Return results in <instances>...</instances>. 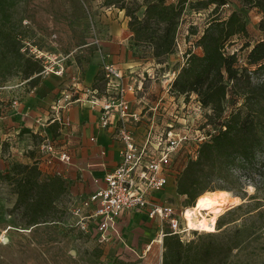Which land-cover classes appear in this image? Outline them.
<instances>
[{
	"label": "trees",
	"instance_id": "1",
	"mask_svg": "<svg viewBox=\"0 0 264 264\" xmlns=\"http://www.w3.org/2000/svg\"><path fill=\"white\" fill-rule=\"evenodd\" d=\"M241 1L262 14L258 29L264 36V0ZM227 2L197 0L189 4L197 12L209 10L207 22L195 42L201 54L187 51L185 61L171 83V91L176 95L195 94L201 106L212 113L207 116V123L216 128L210 140L199 146L196 159L187 161L176 178L175 192L185 197L184 208L192 207L195 199L206 191L230 192L233 188L241 191L244 188L241 186L242 176L255 191L263 185L262 171L254 172L252 167L258 165L257 154L264 152V37L253 44H242L240 49L248 47L246 66H238L236 53L226 52L225 46L235 37L244 38L248 34L246 23L237 11H231L226 18L220 16V9ZM104 3L124 12L132 40L148 44L147 55L151 61L173 52L179 20L187 0L175 3L165 0H106ZM2 10L0 8V13ZM188 35H197L193 26ZM0 39L2 46L12 47L2 56L7 77L2 75L1 83L20 75L28 80L31 88L36 86L42 71L40 62L20 53V40L12 29L0 26ZM228 98L233 100V107L225 115ZM237 99L242 100L239 107H235ZM211 119L216 122L209 123ZM234 168H238V172ZM256 175L261 178H256ZM0 180L9 184L15 195L11 212L19 217V226L29 228L60 222L62 216L57 201L67 189L60 176L42 178L36 162H13L0 172ZM233 195L239 197L238 193ZM240 208L241 204L233 207L234 210ZM231 212L225 211L217 218L216 230L220 231L216 233L197 234L195 239L181 241L178 236L165 231L161 264H225L233 250L240 248L249 238L247 228L222 229L223 218ZM257 216L263 217L264 211L258 212Z\"/></svg>",
	"mask_w": 264,
	"mask_h": 264
},
{
	"label": "rangeland",
	"instance_id": "2",
	"mask_svg": "<svg viewBox=\"0 0 264 264\" xmlns=\"http://www.w3.org/2000/svg\"><path fill=\"white\" fill-rule=\"evenodd\" d=\"M105 1L0 0V8H3L0 13V26L14 31L20 40V53L25 56L33 57V54L37 52L44 56H56L64 67L62 77L65 74L76 75L83 71L90 60L97 55L95 54L96 46L91 44V40L98 39L102 42L105 38L111 37L112 33H108V30H111L112 26L117 31L124 30L131 57L144 64L140 67L152 68L150 71L153 72L154 78L152 82L147 80L146 85L150 83L155 86L161 85V82L166 80L173 70L177 73L185 61L187 51L196 55L201 54L195 42L207 22L209 10L194 11L189 4L197 0H187L185 4L179 20L173 52L155 62L151 61L150 56L147 55L148 44L135 43L132 40V34L127 27L128 18L124 17V12L116 6L105 5ZM165 1L175 3L177 0ZM118 11L123 12V15ZM231 11H237L241 15L246 23L248 35L244 38L235 37L225 46V51L235 52L237 65L245 67L248 47L240 48L245 42L253 44L264 37L258 29L262 14L256 8L248 7L241 0H228L219 13L222 18H226ZM191 26L195 28L197 35H188ZM2 43L0 39V85H2L0 86V116L4 106L16 101L22 93L29 92L31 89L28 80L20 75L9 77L7 82L1 83L2 75L7 77V68L2 56L4 52L12 48L2 46ZM148 63H152V66L150 67ZM43 77L45 75L40 76L39 82ZM96 77L93 87L101 90L100 71ZM232 103L233 100L228 98L224 109L225 115H228L233 107ZM241 103L242 100L237 99L235 107H239ZM209 114H212L210 110L206 117ZM213 122L216 121L211 119L209 123ZM37 141L41 139L38 138ZM8 147L10 145L3 142L0 160H4V163L0 161V172H4L13 162L22 163L16 158H6V153L11 151ZM180 158L181 162L183 157ZM256 162L258 165H254L252 170L262 171L261 189L255 191L242 176L241 186L244 187L241 188L242 192L234 188L230 191V194L238 193L241 208L227 210L232 212L223 218L222 229L247 228L249 238L240 248L233 250L225 264H264V225L261 226L264 216H257L258 212L264 211V152L257 154ZM234 170L238 172V168ZM261 177L256 175V178ZM249 186L251 189L248 188ZM14 201L15 195L11 186L0 180V264H161L162 244L161 246L153 245L147 252H142L143 248L129 250L128 248L100 247L88 228V233L85 234L75 226V222L66 210L68 201L65 197L57 201L62 216L60 222L43 223L29 228L18 225L19 217L11 212ZM167 202H176V207L181 211L184 209L185 197L175 196ZM164 231H168L167 228ZM218 231L220 230H216ZM197 234L204 235L205 232L188 231L185 239H195Z\"/></svg>",
	"mask_w": 264,
	"mask_h": 264
},
{
	"label": "built area",
	"instance_id": "3",
	"mask_svg": "<svg viewBox=\"0 0 264 264\" xmlns=\"http://www.w3.org/2000/svg\"><path fill=\"white\" fill-rule=\"evenodd\" d=\"M91 42L101 57L102 89L87 90L85 99L91 109L98 110L101 129L114 127V138L121 147L118 163L105 173L103 185L85 197L68 202L66 210L75 226L85 234L88 228L99 245L112 238L121 240L118 223L128 212H143L150 220L158 219L166 225L169 234L187 241L183 210L153 196L167 186L175 185L186 162L195 160L199 146L215 133L216 128L207 124L209 110L201 106L195 94L184 96L171 91L176 75L174 70L154 93L149 90V85H145L147 80L152 82L153 72L147 68L122 70L108 53L103 52L101 41L93 39ZM33 55L42 66L40 75H63L64 67L56 56H44L39 52ZM68 77L76 84L80 74ZM77 101L80 99L62 95L51 107L45 122H37L35 133L42 137L39 149L49 163L51 160L68 163L70 157L41 129L53 123L62 128L67 126L69 121L65 113L70 104ZM180 157H183L181 162ZM55 175L59 176L58 173ZM41 176L49 177L42 173ZM165 235V231H160L157 243L161 244Z\"/></svg>",
	"mask_w": 264,
	"mask_h": 264
},
{
	"label": "crops",
	"instance_id": "4",
	"mask_svg": "<svg viewBox=\"0 0 264 264\" xmlns=\"http://www.w3.org/2000/svg\"><path fill=\"white\" fill-rule=\"evenodd\" d=\"M118 13L123 15V12ZM108 33H112V36L101 42V48L110 55L118 68L152 69L148 66L140 67L144 64L131 57L124 30L117 31L112 26ZM148 65L151 67L152 63ZM98 71H101V57L97 54L80 72L79 82L76 84L69 80L68 74L64 77L47 74L29 92L22 93L16 101L4 106L0 116V154L5 142L10 145L8 149L11 150L6 153V158H16L22 163L36 162L43 175L52 176L58 173L66 183L67 189L63 197L68 202L85 197L97 186L103 185V176L115 168L119 160L121 144L114 138V127L101 129L98 126V110L91 109L85 99V92L95 88L93 84ZM159 88L160 85H149V90L154 93L159 91ZM64 94L70 95L73 100L80 99L72 102L65 113L69 124L62 128L53 123L40 129L53 140L58 149L68 154L70 160L68 163L58 160H51L49 163L39 149L41 141L37 139L42 140V137L35 133V130L37 122H45L55 101ZM0 161L4 163V160ZM175 196L180 197L175 192V185H169L153 197L167 201ZM175 203L172 204L176 206ZM165 228L166 225L158 219L150 220L143 212L124 213L118 223L121 240L112 238L107 243L98 245L129 250L143 248L141 251L147 252L153 245L161 246L162 243H157L156 238Z\"/></svg>",
	"mask_w": 264,
	"mask_h": 264
},
{
	"label": "bare ground",
	"instance_id": "5",
	"mask_svg": "<svg viewBox=\"0 0 264 264\" xmlns=\"http://www.w3.org/2000/svg\"><path fill=\"white\" fill-rule=\"evenodd\" d=\"M248 188L251 189L250 186ZM240 203V198L228 191H206L195 199L192 207L183 209L184 227L187 232L192 230L205 233L215 232L217 218ZM156 240H158V237Z\"/></svg>",
	"mask_w": 264,
	"mask_h": 264
},
{
	"label": "water",
	"instance_id": "6",
	"mask_svg": "<svg viewBox=\"0 0 264 264\" xmlns=\"http://www.w3.org/2000/svg\"><path fill=\"white\" fill-rule=\"evenodd\" d=\"M243 203V202H242Z\"/></svg>",
	"mask_w": 264,
	"mask_h": 264
}]
</instances>
